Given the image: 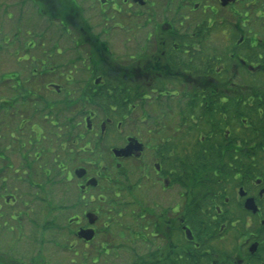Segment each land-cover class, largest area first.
I'll use <instances>...</instances> for the list:
<instances>
[{"label":"flooded vegetation","instance_id":"flooded-vegetation-1","mask_svg":"<svg viewBox=\"0 0 264 264\" xmlns=\"http://www.w3.org/2000/svg\"><path fill=\"white\" fill-rule=\"evenodd\" d=\"M26 1L27 37L36 22L47 28L41 67L0 72V218L14 225L0 233L15 236L19 219H31V195L49 206L51 186L75 182L81 211L66 225L92 244L105 182L106 204L122 207L126 264H264V0ZM67 59L80 71L87 60L85 82L63 72ZM103 94L111 102L97 125L90 109L65 117L68 104L94 106ZM128 144L127 155L112 151ZM195 155L205 157L201 179ZM210 155L224 156L212 170Z\"/></svg>","mask_w":264,"mask_h":264},{"label":"rangeland","instance_id":"rangeland-1","mask_svg":"<svg viewBox=\"0 0 264 264\" xmlns=\"http://www.w3.org/2000/svg\"><path fill=\"white\" fill-rule=\"evenodd\" d=\"M31 7L30 3L26 0H0V72L11 71L12 69L20 70L22 67H41L38 61L40 59L38 57L40 56L38 51L44 47L41 42L44 40L43 34L47 26L45 21L34 23L35 25L31 30H34L35 41L27 37L29 32H27L26 29L31 27H28L22 19L31 13ZM46 46L45 44V47ZM74 64H76V66L70 64V59H67V64L65 68L62 69L63 72L68 76L73 74L72 77L74 80L77 78L79 82H85L87 80L86 78L89 76L88 72L83 69L87 64V60L84 61V66L81 71L80 64L78 62ZM74 67H78L76 68L77 72H75L76 69ZM72 84L73 83L66 84L65 87L67 100H72V98H74L73 95L76 96L75 92L72 93L75 89ZM51 99H57V97H51ZM56 108L58 110V106H56ZM89 109L96 112L97 118L93 120V124L97 125L101 118L100 114L102 113L99 106L69 105L66 106V111H64L65 117L67 119L75 117V120H77L79 119V113L83 114L84 111H88ZM57 110L53 109L52 113L57 114ZM52 113L51 116L57 118ZM61 119L62 118L59 117L57 118L58 124H60ZM46 125L48 124L46 123ZM49 127L51 131V141H53L54 136L52 133L57 131V128L51 125ZM78 130L85 133L86 127L83 121L81 122V126L78 127ZM50 144L54 145V141ZM79 146L82 145L79 144L78 147ZM55 155H58L56 151L51 154L50 157L53 158ZM57 174L58 172L54 165L51 167L50 175L51 177L55 176L57 180ZM4 175L6 178L11 176L7 172L4 173ZM34 178L39 179L41 177L35 175ZM65 185L67 190L63 195L62 190ZM110 188L111 187H109L107 183H101L100 190L105 191L107 194H105L104 203L98 204L99 221L97 226L99 233L92 244H88L87 246L83 245L82 241L80 242L76 235L69 233V227L75 228L74 224L69 226L66 225L67 219L70 218L71 215H77L79 211H81L80 206L73 207L74 204L78 205L79 203V192L75 182H66V184H64V182H57L51 186L49 195L45 196V198H50V209H48V204L41 203V201L37 200L36 196L33 198L31 195L30 207H33L34 212L32 217H30L31 219L26 217L19 219L18 224H16L18 233L15 236L0 233V258H18L23 264L128 263L130 259L128 255L129 251L123 245L121 230L119 228L122 227L119 224L124 223L125 219L123 213L119 217L116 213L117 209L121 212L122 207L120 206L115 209L111 207L110 204H106L112 197L111 193H109ZM20 189L22 188L20 187ZM36 190L37 189H35V191ZM6 208L11 207L3 206L1 209L6 210ZM18 208H22L26 211L23 205ZM60 208L66 210L60 211ZM104 223H107V226H105ZM12 225L13 224L9 225L0 218V232L12 231ZM112 231L114 233H111ZM108 238L113 241L110 245L106 246L109 247L108 250L101 249L98 244L105 239L109 242L110 240H108ZM230 238V236L227 237V244L231 243L232 246L234 240ZM15 241H17V244L14 246ZM217 242L220 241L218 240ZM9 244L12 245V247H10ZM95 258L98 259L97 263H93L95 260L92 261V259Z\"/></svg>","mask_w":264,"mask_h":264},{"label":"trees","instance_id":"trees-1","mask_svg":"<svg viewBox=\"0 0 264 264\" xmlns=\"http://www.w3.org/2000/svg\"><path fill=\"white\" fill-rule=\"evenodd\" d=\"M67 3H68V7H71L72 4L70 2V0H67ZM107 92V91H106ZM103 91V93H106ZM139 93V91H137ZM90 94V92L88 93V95ZM110 96L107 95V94H103L102 96H91L89 100H91V103H93V105H97L99 106L100 108H107L108 104H109V101H110ZM85 98H83L82 100H84ZM111 102V101H110ZM85 104V103H84ZM69 106V104L67 105ZM209 157V164H210V167H211V170L214 168L213 166L214 165H217L219 162H222L223 161V158L224 156H220V155H210L208 156ZM205 161V157L204 156H199V155H195L194 156V169H193V175H192V178H195V179H201L205 176V172L203 170V165H201V167L197 168L198 167V164H202L204 163ZM188 169L190 170V168L188 167ZM191 172V170H190ZM186 178H190V176H186ZM51 225H53L52 223H50ZM4 259H1L0 258V264H12V263H5V261H3Z\"/></svg>","mask_w":264,"mask_h":264},{"label":"water","instance_id":"water-1","mask_svg":"<svg viewBox=\"0 0 264 264\" xmlns=\"http://www.w3.org/2000/svg\"><path fill=\"white\" fill-rule=\"evenodd\" d=\"M87 127H88V124H87ZM130 144H128L126 147H124V148H121V149H113L112 151H114V153L116 154V155H120V154H122V155H127L128 154V151H130L129 149H130ZM136 148L139 150V145H137L136 146ZM76 172H82V170H78V171H76ZM77 173V174H78ZM78 175H80V174H78ZM87 185H89V184H91V185H94L95 184V182H93V179H90L89 180V182H87L86 183ZM86 217H87V219H88V222L91 224V223H93L94 222V220H95V215H93V213H87L86 214ZM92 235H94V230L93 229H91V228H80L78 231H77V236L78 237H81L82 239H84V240H86V241H88V240H90V239H92ZM82 264H84V263H82Z\"/></svg>","mask_w":264,"mask_h":264}]
</instances>
